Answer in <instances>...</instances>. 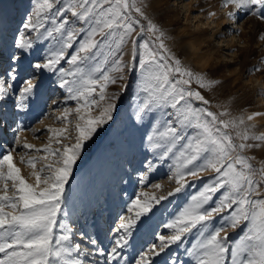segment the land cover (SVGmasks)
Here are the masks:
<instances>
[{
    "label": "rangeland",
    "instance_id": "1",
    "mask_svg": "<svg viewBox=\"0 0 264 264\" xmlns=\"http://www.w3.org/2000/svg\"><path fill=\"white\" fill-rule=\"evenodd\" d=\"M39 2L41 0H0V52L5 57L13 52L15 40L21 33L33 44L32 49L20 62L17 78L13 81L14 90L7 95L0 94V130L6 138L0 136V150L16 149L13 152L14 162L27 182L33 184L35 178L30 175L33 169L22 163L21 157L23 156L25 160L28 157H35L37 170L50 161L54 162L56 157L42 160L40 157L46 153L28 150L22 145L30 143L36 148L49 145L52 149H62L61 144L55 143L56 139H61L63 144L69 145L75 142V124L79 122L75 109L83 100L69 98L74 93H69L68 87H61L60 82L61 77L69 81L73 80V77L60 73L58 69L62 67L66 72L73 71L74 66L68 63V58L76 52L79 42L86 38L88 31L84 22L78 21L70 11L55 16L56 21L66 17L69 26L77 29L84 27L85 31L77 33V39L72 42V47L65 49V59L61 60L57 70L36 72L30 64L42 62L50 52L61 47L52 37L44 34L45 29L55 26L53 23L55 11L60 7L67 9L78 0H52L53 10L41 14L40 22L44 24V28L39 29V32L25 29L24 24L28 22L30 16L33 22L38 19L34 13ZM136 4L141 7L147 19L134 10L130 13L133 20L140 21L139 24H134L132 33L138 41L135 54L132 52L131 37H128L122 45V57L108 56L109 51L115 48V41L119 38L117 34L107 39L95 60L87 62L89 67L100 64L101 71L95 73V77L98 78L102 72L111 68L114 59L121 58L124 71L113 75L118 77L122 74L124 79L117 78L115 84H109L107 87L106 96L111 97L119 93L115 101L118 107L112 113L113 119L99 126L89 140L85 141L76 163L72 166L64 185L61 209L57 214L53 236L64 234V229L60 227V222L63 221L72 230L69 233L70 240L65 242L67 245L80 243L82 247L93 251L88 239L82 238L81 233H84L86 237L98 241L97 248L108 251L117 236L123 234V230L119 233L114 231L119 225L120 217L135 218L138 209L135 206L129 209L134 199L139 198L142 202L147 200L148 197L143 193L154 195L157 199L164 196L165 199L158 203L156 200L150 201L151 211L137 221L132 234L127 237V245L120 249L121 256L115 264H135L140 254L148 251L153 244L158 246L156 250L159 255L151 258V264H197L200 252L198 245L205 238L200 234L201 229L197 228L185 234L181 241L168 246L162 252L159 251L158 239V234L164 236L174 234V229L166 228L165 225L176 219L193 196L206 185L215 182L214 174L207 170L201 173L199 179L186 177L189 184L180 192L168 195L178 187L174 174L178 165L183 163L181 153L188 151L185 145L194 142L203 134L202 129L196 126L197 120L188 112V108L191 107L193 112L196 109L207 108L218 115L227 110L228 114L220 117L225 120L244 117L245 123L240 125L239 129L224 130L232 134L236 144L241 142L235 136L236 130L247 129L250 135L264 133V115L256 116L251 121L246 119L251 113H264V62H262L264 39H261V35L264 34V20L252 16L246 9H237L235 5L225 6L223 0H136ZM104 6L108 7L110 4L105 3ZM229 12L233 15L229 16ZM45 15L47 19L42 18ZM149 19L164 33L163 40L169 54L178 58L182 67L203 76L205 80L219 81L218 84L204 89L199 88L193 81L190 87L200 91L209 104L204 105L194 98H186V103L178 106L181 112L179 119L177 110L170 104H154L150 111L142 113L140 120L135 118L138 106L144 102L147 95L140 91L139 81L142 73L139 58L144 50L139 44L147 42L150 48L159 50L155 35L147 30ZM141 27L144 28L143 32H140ZM137 33H140L139 36H136ZM225 38L229 40L227 45L226 42H221ZM4 68H7L6 62L0 65L1 76ZM30 77L33 78L36 87L23 102L25 106L18 108L16 97L19 95V89L23 86L24 80ZM170 79L174 81L178 79V75L173 73ZM122 87L124 91L121 92ZM98 93L97 88V92L90 97L97 101L91 108L92 116L98 115L101 108L106 106L107 102H111L101 101ZM65 109L71 110L67 119H64ZM20 111L23 116L18 115ZM24 111L27 112L26 115ZM183 115H188L189 119L183 120ZM200 116L202 121L211 120L204 113H200ZM18 118H21V125L15 147L14 138L17 132L14 131ZM169 122L177 128L180 140L174 141L170 136L158 135L165 131ZM250 125L252 127H249ZM60 128L68 129L61 137H56L49 131ZM150 135L153 137L152 141L148 140ZM246 143L260 145L245 149L239 154L252 157L249 162L257 170L254 176L257 184L253 198L264 199V182L260 180L258 173L261 163L264 162V141L249 139ZM152 144H159L160 147L153 148ZM169 148L171 151H168ZM236 154L233 152V155ZM213 155L211 151L202 153L198 163H204ZM145 174L146 178L142 182L141 176ZM156 184L161 187L155 188ZM228 192L227 186L219 189L212 194V200L205 208L216 207ZM237 207L238 205H233L232 208L214 215L205 236L214 228L223 225L224 231L228 233L229 248L244 236L248 232L250 221L243 222L235 229L225 223ZM221 235H224V232ZM189 249L193 251L190 253ZM2 256L0 253V257ZM71 258L83 260L84 264H92L94 260L102 259L99 255L77 256L76 253H73ZM225 264H232L230 251L225 255Z\"/></svg>",
    "mask_w": 264,
    "mask_h": 264
},
{
    "label": "snow or ice",
    "instance_id": "2",
    "mask_svg": "<svg viewBox=\"0 0 264 264\" xmlns=\"http://www.w3.org/2000/svg\"><path fill=\"white\" fill-rule=\"evenodd\" d=\"M223 2L225 6L235 5L237 9H246L252 16L264 20V0H223ZM105 3L110 6L105 7ZM53 8L52 0H41L37 3L34 13L38 19L33 22L30 16L28 22L24 24V28L39 32V29L44 28V24L40 22L41 14L51 11ZM133 10L141 17H145L141 7L137 6L136 0H78L77 3L69 5L67 9L58 8L53 16L55 26L45 29L44 34L52 37L61 47L50 52L42 62L31 63L30 67L36 72L57 70L61 60L65 59V49L72 47V42L77 39V33L85 31L84 27L77 29L69 26L66 17L56 21L55 16L70 11L73 17L84 22L87 26L86 38L79 42L76 52L68 58V63L74 66L73 71L66 72L62 67L58 69L60 73L73 77L71 81L61 77L60 86L68 87L69 93H74L70 95V99L83 100V103L78 104L75 109L79 122L75 124L74 143L63 144L61 139H56L55 143L61 144L62 149H52L49 145L36 148L30 143L22 145L25 149L46 153L40 157L42 160L56 157L54 162L50 161L44 164L39 170L36 169L35 157H28L26 160L23 156L21 157V162L33 169L30 175L35 178L34 184L27 182L21 175L20 168L14 162L13 152L16 149L0 150V253L3 254L0 257V264H84L83 260L70 259L73 253H76L77 256L99 255L102 258L99 261L94 260L92 264H115L121 256L120 249L127 245V237L132 234L137 221L142 215L151 211L150 201L156 200L158 203L165 199L164 196L157 199L154 195L149 196L148 193H143L145 197H148L143 202L139 198L134 199L129 205V209L131 210L133 206L138 209L135 218L120 217L119 225L114 231L119 233L123 230V234L117 236L108 251L97 248L98 241L86 237L84 233H81V236L88 239V242L93 246V251L82 247L80 243L67 245L65 242L70 240L69 233L72 230L63 221L60 222V227L64 229V234L53 236L54 227L57 224V214L61 209L64 185L72 171V166L76 163L85 141L89 140L99 126L113 119L112 113L118 107L115 101L119 93L108 97L105 95L107 87L109 84H115L117 78L124 79L122 74L118 77L113 75V73L120 74L124 71L121 58L114 59L111 68L102 72L98 78L95 77V73L101 71L100 64L89 67L87 62L95 60L96 56L100 54L99 49L107 42V39L117 34L119 38L115 41V48L109 51L108 56L117 57L119 55L122 57V45L128 37H131L132 52L135 54L138 41L135 36H132V33L134 24H139L140 21L132 19L130 13ZM228 15L231 16L233 13L229 12ZM42 18L47 19V16ZM145 19L147 18L145 17ZM147 30L155 35V42L159 50L150 48L147 42L139 44V47L144 50L139 58L142 73L139 81L140 91L147 95L144 102L138 106L139 110L136 112L135 118L140 120L142 113L146 110L150 111L154 104H170L173 109L177 110L178 119L181 116L178 106L186 103V98H194L204 105L209 104L200 91L192 89L190 86L195 81L201 89L210 88L212 85L218 84L219 81L205 80L203 76L182 67L181 61L169 54L163 40L164 33L150 19L147 20ZM143 31L144 28L141 27L140 32ZM54 33L58 35L54 36ZM139 34L137 33L136 36ZM261 39H264V34L261 35ZM32 47V41L26 39L21 33L15 40L13 52L9 53L7 57L0 52V65L7 63V68L3 69V75L0 76V94L7 95L14 90L13 81L17 78L20 62ZM105 60H107V56ZM173 73L178 75V79L174 81L170 79V75ZM35 87L36 83L33 78L24 80L23 86L19 89V95L16 97L18 108L25 106L23 102ZM97 88L100 100L111 102H107L98 115L92 116L91 108L97 104V101L90 97L97 92ZM120 91H124V87ZM70 112V109H65L64 119L68 118ZM188 112L195 116L196 126L202 129L203 134L194 142L185 145L188 151L181 153L183 163L178 165L174 174L178 187L168 195L171 196L185 188L189 184L186 177L199 179L201 173L207 170H211L214 174L215 182L206 185L196 196H193L191 202L181 210L176 219L165 225L166 228L174 229V234L169 236L158 234L159 251H164L168 246L181 241L185 234L199 228L202 230L201 236L205 238L198 245L200 252L197 264H225V255L229 251L232 264H264V199L253 198L257 184L254 176L257 170L249 162L252 157L239 154L245 149L260 147L259 144L246 143V141L249 139L264 141V133L250 135L247 129L236 130L235 136L241 141L236 144L232 134L224 130L239 129V126L245 123L244 117L225 120L220 117L227 115V110L218 115L207 108L196 109L193 112L189 107ZM200 113L206 114L211 120L202 121ZM261 115L264 113L254 112L249 114L246 119L251 121L254 117ZM182 119L186 121L189 116L183 115ZM49 131L53 132L56 137H61L68 132V129H49ZM158 135L161 137L170 136L174 141L181 139L177 128L171 122L168 123L165 131ZM152 139L153 137L150 135L148 140L152 141ZM189 139L191 140V138ZM152 147L156 148L160 145L152 144ZM168 151H171V148ZM209 151L214 155L206 159L204 163H198L201 154H206ZM233 152L237 154L233 155ZM164 154L167 155V152ZM237 165L241 167H237ZM258 173L260 180L264 182V162L261 163ZM145 178L146 174L142 175L141 181L143 182ZM225 186L229 188V192L225 193L218 205L205 208V205L212 200V194ZM154 187L160 188L161 185L156 184ZM233 205H238V207L225 223L235 229L243 222L250 221V227L248 232L229 248L228 233L224 231L223 225L214 228L206 236L205 231L214 215L232 208ZM222 232L224 235H221ZM157 247L156 244L151 245L148 251L140 254V258L136 260L135 264H151V258L159 255ZM192 251L189 249L190 253Z\"/></svg>",
    "mask_w": 264,
    "mask_h": 264
},
{
    "label": "bare ground",
    "instance_id": "3",
    "mask_svg": "<svg viewBox=\"0 0 264 264\" xmlns=\"http://www.w3.org/2000/svg\"><path fill=\"white\" fill-rule=\"evenodd\" d=\"M228 36H229V35H228ZM230 38H232V37H230ZM219 41H220V40H219ZM228 41H229V40L226 39V38L221 40V42H226L225 45H227V42H228ZM221 42H220V43H221ZM223 44H224V43H223ZM225 45H224V46H225ZM0 76H1V75H0ZM24 112H25V111H24ZM22 114H23V113H22L21 111H20V113H18V115H22ZM26 114H27V112H25V115H26ZM23 115H24V114H23ZM23 115H22V116H23ZM28 115H29V114H28ZM26 117H27V116H26ZM21 118H22V117H21ZM21 118H18V120H17V124L15 125L16 129H15L14 133L17 132V133H15V136H16V135H17V136L14 138V140H15V144L13 143L15 147L17 146V145H16V142L18 141V138H19V137H18V136H19V131H18V130H20V125H21V120H20V119H21ZM27 118H28V117H27ZM26 120H27V119H26ZM2 132H3V131L0 130V136H1V137H4V139H6V138H5V135H4ZM14 133H13V134H14ZM111 211H112V210H111ZM110 213H111V212H110ZM112 214H113V213H112ZM110 216H111V215H110ZM108 218H109V217H108ZM99 237H100V236H99ZM98 239H99V238H98ZM99 240H100V239H99ZM101 242H103V241H101ZM99 243H100V242H99Z\"/></svg>",
    "mask_w": 264,
    "mask_h": 264
}]
</instances>
